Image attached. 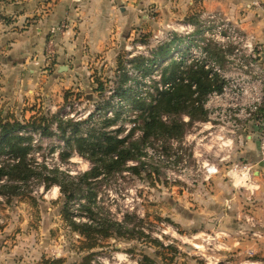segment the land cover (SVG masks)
Instances as JSON below:
<instances>
[{
	"label": "rangeland",
	"instance_id": "rangeland-1",
	"mask_svg": "<svg viewBox=\"0 0 264 264\" xmlns=\"http://www.w3.org/2000/svg\"><path fill=\"white\" fill-rule=\"evenodd\" d=\"M199 14L192 16L193 18L185 19V21L201 24ZM162 20L164 19L162 18ZM185 21L175 17L168 24L157 18L150 19L149 22H141L129 30L131 39L126 38V44L118 49L116 55L102 57L103 54L100 53L93 56V59L84 65L85 69L74 73L69 81V78L64 75L67 69L60 72L62 79H58L60 74L52 75L56 59L49 64L45 62L44 67L39 70L38 80L35 82L38 89L34 93V97L24 103L19 98L15 99L6 95L0 89V108L10 109L20 118H29L33 113L32 110L39 108L50 109L52 112L62 110V113L70 111L76 116L83 115L84 118L88 111L95 110L99 104L103 105L110 100L114 103L117 102L116 98H112V92L121 81L118 67L119 55L124 60V67L128 70L131 84L137 86L134 91L145 95L153 80L160 78L162 69L173 61L172 56L168 55V58L156 61L157 63L154 64L152 61L156 57L154 51L164 43H169L173 52L182 50L187 53L189 51L191 41L185 42L189 35L174 29ZM170 32L172 33L169 34ZM161 33L172 39L166 40L162 44L156 42L155 34ZM194 35H200L202 39L206 38L200 26ZM209 50L218 58L221 57L215 44L211 43ZM138 56L149 59L154 71L151 70L150 74L144 75L143 71L134 67L130 60ZM1 75L0 72V86L3 85ZM148 75L151 83L144 80L145 76L148 78ZM55 79L59 80L57 91L52 89L54 88L52 83L56 82ZM100 82H103L106 88L103 94H100L98 90ZM66 92H70L69 100L73 103L70 110L67 107L63 110L66 105ZM131 105L127 104V111L119 120V124H122L126 129L129 125L134 126L135 124L130 120V117L135 118V112L129 110ZM129 115L131 116L129 117ZM100 118L95 117L98 120V122L96 121L98 127L102 125ZM140 121L136 122L139 127ZM196 121L199 119L193 123L189 121L185 123L186 135L197 131L195 129ZM140 133L141 130L138 129V134ZM56 139L55 137L42 139V148L39 149L37 155L41 165L59 167L74 176L90 170L92 163L86 157L81 159L80 155L74 154L69 159L62 160L57 151L53 152L52 148L55 144L64 146L63 142ZM183 140L185 137L179 141ZM190 140L186 151L192 154L195 149V141H192V137ZM182 147V144L175 145L168 138L151 139L143 146L142 160L144 164L140 169L141 173L133 174L125 171L88 180L89 184L86 188L93 187L94 191L98 192V205L101 214L106 216L110 212L119 220H123L128 215L129 223L128 228L124 229L126 237H112L103 242L105 247L98 249L100 253L96 255L93 264H139V260L144 255L148 254L154 258L159 251H162L167 257L166 264H228L224 257V235L218 237L219 239H214L216 231H223L225 220L223 216L215 219L214 215H210L212 214L209 213L210 209L214 205L212 200H215L216 194L224 200V197L230 194L227 189V186L230 185L233 188V193L236 192L240 197V207L243 210L244 201L242 199L246 197L248 200V195L251 194L246 189H236L224 173L219 174L223 184L221 186L213 179L209 183H205L202 181L193 182L192 178H188V176L183 179L179 178L178 170L171 168L166 160L172 156L177 164L180 157L176 153ZM236 148L238 149V145ZM251 162L255 164L254 170L261 169L262 166L259 165V162ZM256 178L255 176L254 180ZM33 195L36 199L35 202L29 198L15 199L10 205L5 204L0 198V230L7 229L8 246H12V248L18 246L21 253H17V257L26 263L52 264V260L62 257L66 258V264L78 263L83 254V251L79 250L78 240L80 237L69 231L59 214L61 202L58 186L54 185L49 190L36 186ZM217 204L222 207L218 208L219 211L224 213V203ZM153 239L161 240L166 245L173 244L178 249L176 247L164 248L155 243ZM172 256L177 258L171 261ZM158 260H162V257H159Z\"/></svg>",
	"mask_w": 264,
	"mask_h": 264
},
{
	"label": "trees",
	"instance_id": "trees-1",
	"mask_svg": "<svg viewBox=\"0 0 264 264\" xmlns=\"http://www.w3.org/2000/svg\"><path fill=\"white\" fill-rule=\"evenodd\" d=\"M154 53V64L168 58V55L173 59V49L169 43L160 45ZM130 63L143 71L144 75L150 74L152 70L149 59L144 56L135 57ZM118 67L121 81L112 92V98H116L117 102L110 100L103 105L99 104L82 120L68 116L66 111L52 112L40 108L32 110L29 118H20L10 109L0 108V198L7 205L15 199L29 198L35 202L33 194L36 186L46 190L58 186L61 202L59 214L69 231L80 237L79 250L83 251L79 262L74 264H93L96 255L100 253L98 249L105 247L103 242L112 237H126L124 229L129 226L128 215L119 220L110 212L106 216L101 214L98 192L93 187L86 188L88 180L125 171L141 173L144 164L143 146L151 139L184 138L187 122H184L183 115H188L191 123L205 119L202 102L210 91L222 85L217 78L211 79L203 67L189 65L183 68V62L173 59L162 69L160 79L153 80L154 92L148 91L143 95L135 92L134 87L126 86L130 76L120 55ZM159 82H171L172 85L161 89ZM105 89L104 83L100 82L99 93L103 94ZM69 93L65 94L66 105L63 110L73 105ZM127 104H132L129 110L135 112L134 119L129 115L135 125L128 131L119 124L127 111ZM165 115L171 118L167 121ZM95 117H101L100 127L96 126L98 120ZM138 121L140 127L136 124ZM138 129L141 130L140 134H137ZM54 137L63 142L64 146L55 144L53 152L57 151L62 160L74 154L86 157L92 163L90 170L74 176L59 167L41 165L37 155L42 148V139ZM153 241L167 249L176 247L158 239ZM159 257L162 260H158ZM175 258L172 256L171 261ZM166 259L164 253L159 251L154 258L144 255L139 264H166ZM66 262L64 257L52 260V264Z\"/></svg>",
	"mask_w": 264,
	"mask_h": 264
},
{
	"label": "crops",
	"instance_id": "crops-1",
	"mask_svg": "<svg viewBox=\"0 0 264 264\" xmlns=\"http://www.w3.org/2000/svg\"><path fill=\"white\" fill-rule=\"evenodd\" d=\"M201 11H221L264 42V0H0V89L24 103L34 97L50 39L56 51L52 75L66 66L64 75L69 81L93 56L116 55L126 38L131 39L129 30L141 22L157 18L168 24L175 17L185 21ZM58 79L52 83L56 91ZM236 155L259 161L258 141L248 140ZM254 172L259 188L248 200L242 199L243 210L230 185L224 200L217 194L212 200L210 215L225 220L223 231L215 235L216 239L224 235L228 264H264V169ZM213 181L223 185L219 175ZM217 203H224V213ZM6 231L0 230V264H31L17 257L21 253L18 246H8Z\"/></svg>",
	"mask_w": 264,
	"mask_h": 264
},
{
	"label": "built area",
	"instance_id": "built-area-1",
	"mask_svg": "<svg viewBox=\"0 0 264 264\" xmlns=\"http://www.w3.org/2000/svg\"><path fill=\"white\" fill-rule=\"evenodd\" d=\"M198 17L201 24L182 22L174 28L189 35L185 42L190 40L191 46L187 53L182 50L173 52V59L183 62V68L189 65L203 67L211 79L217 78L222 85L221 88L210 91L203 100L206 116L205 119L195 122L197 131L185 134L182 142L171 139L175 145H183L176 153L180 161L175 164L172 156L166 161L171 168L178 170L181 179L188 176L193 182L209 183L214 176L224 173L236 189H246L252 196L259 188L254 180L255 164L239 157L236 152L248 140L255 138L260 155L257 162L264 161V42L241 29L221 11H201ZM198 26L203 29L205 39L194 35ZM154 39L162 44L172 38L161 33L155 34ZM211 43L218 47L220 58L209 50ZM55 55L54 39H50L46 50V63L52 62ZM144 80L151 83L149 75ZM171 85V82H159L161 89L170 88ZM126 86L137 88L135 84H131V80ZM149 91L154 92L153 85ZM67 108L70 110L71 107ZM66 113L76 120L83 119V115L76 116L70 111ZM167 116L164 119L168 121L170 117ZM183 119L188 122L190 118L185 115ZM131 127L129 125L127 131ZM190 137L195 141L192 154L186 151L188 143L191 142Z\"/></svg>",
	"mask_w": 264,
	"mask_h": 264
},
{
	"label": "water",
	"instance_id": "water-1",
	"mask_svg": "<svg viewBox=\"0 0 264 264\" xmlns=\"http://www.w3.org/2000/svg\"><path fill=\"white\" fill-rule=\"evenodd\" d=\"M62 70H66V66H63L59 71L61 72ZM259 165L262 166V167H264V161L263 160L260 161L259 162Z\"/></svg>",
	"mask_w": 264,
	"mask_h": 264
}]
</instances>
